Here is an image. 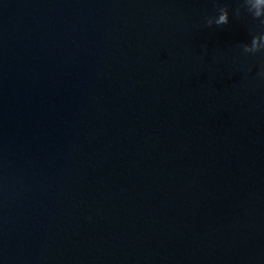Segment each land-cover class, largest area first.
Wrapping results in <instances>:
<instances>
[{
    "label": "water",
    "instance_id": "obj_1",
    "mask_svg": "<svg viewBox=\"0 0 264 264\" xmlns=\"http://www.w3.org/2000/svg\"><path fill=\"white\" fill-rule=\"evenodd\" d=\"M262 65L264 0H0V264H264Z\"/></svg>",
    "mask_w": 264,
    "mask_h": 264
},
{
    "label": "clouds",
    "instance_id": "obj_2",
    "mask_svg": "<svg viewBox=\"0 0 264 264\" xmlns=\"http://www.w3.org/2000/svg\"><path fill=\"white\" fill-rule=\"evenodd\" d=\"M219 11L221 12V15L219 16V19L216 20L217 25H223L228 23V11L226 7L219 8ZM209 25H211V21H208ZM259 76L264 78V65H262V70L259 73Z\"/></svg>",
    "mask_w": 264,
    "mask_h": 264
}]
</instances>
